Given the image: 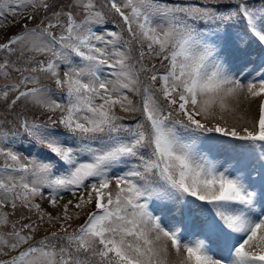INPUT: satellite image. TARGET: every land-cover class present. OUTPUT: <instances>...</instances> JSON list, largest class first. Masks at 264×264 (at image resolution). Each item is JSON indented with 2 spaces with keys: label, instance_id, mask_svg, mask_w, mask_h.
Wrapping results in <instances>:
<instances>
[{
  "label": "snow or ice",
  "instance_id": "6c2138e0",
  "mask_svg": "<svg viewBox=\"0 0 264 264\" xmlns=\"http://www.w3.org/2000/svg\"><path fill=\"white\" fill-rule=\"evenodd\" d=\"M26 12L35 27L0 42V77L19 75L0 103L36 109L16 118L56 159H22L0 129V264H264V0H0V27ZM106 15L125 27L98 34Z\"/></svg>",
  "mask_w": 264,
  "mask_h": 264
},
{
  "label": "rangeland",
  "instance_id": "374dc122",
  "mask_svg": "<svg viewBox=\"0 0 264 264\" xmlns=\"http://www.w3.org/2000/svg\"><path fill=\"white\" fill-rule=\"evenodd\" d=\"M180 1L184 2V0H180ZM180 1L177 0V2H180ZM101 2H102V0H98V3H101ZM59 3L61 5H67L68 3H70V0H59ZM73 11H75V10H73ZM125 11H127V10H125ZM27 12H31V9H28ZM27 12L24 13L23 15L18 14L16 17H12V16L6 17V19L4 20V24L7 25V27H0V42H4V40L8 36L22 32L24 24H27L29 28L35 27V25L38 23V19L37 20H31V21L27 20L26 19ZM105 12L107 13V9H105ZM79 19H80V17L77 16L78 21H79ZM13 20H16L19 22L13 23ZM106 20H107V23L105 25L94 26V30L97 31L98 34L101 32L102 29L120 32L125 27L122 24V21L120 20V18L116 17L114 15H106ZM58 32H59V29L56 30L57 35H58ZM122 34L124 35L125 39L128 38V33L126 31H124ZM134 54H135V48H134ZM249 55H250V58L258 64L260 57L264 56V52L258 45L253 44L252 47L249 49ZM145 63H148L149 65L152 63H155V64L159 65V60H152V61L145 60ZM18 66H20V65H18ZM105 71L107 72V69ZM18 79H19V75L17 73L13 72L10 80H5L2 77H0V85H3L5 83H11L13 81H17ZM41 82L45 83V84H51V81L43 79V78H42ZM28 87H31V85H28ZM132 99L134 100V103L139 105V103H140V97L139 96H133ZM253 107H255V106H253ZM243 108H244V105H241V111L243 110ZM16 113H21L22 115L27 116L29 118H32L34 115L38 114L37 110L33 109L30 105L23 106L21 104H18L15 108V111L9 115L5 112L4 104L0 103V128L3 130H6V129L11 127V130L9 131V133H12V132L19 133V135L17 137H10V139L14 140L15 142L10 143L8 146L12 147L14 151H17L21 155L22 159L25 157H28V158L35 157L37 159L44 160L45 162H48L49 158L45 154L47 149L43 148L41 145H38L34 142L29 143L28 137L24 138V132H23V129L20 127L19 120L16 118ZM119 114L123 117L130 119V120H132L138 116L137 113H119ZM5 116H7V119H5ZM43 118H46V117H42V119ZM9 119L11 120V124L7 123V121ZM58 129H62V128H58ZM58 132H61V131H58ZM194 149L197 151L198 154H203V153L209 152V148L206 151H204L202 144H200L199 146L194 145ZM228 156H229V153L227 151H224V150H221V151L213 150L212 152L209 153L210 159H214V162H218V164H224L225 167L227 166L226 161L228 159ZM0 163H3L2 157H0ZM62 168H63V166L60 165L59 168L54 169L53 170L54 175L59 174V171ZM220 170H223V169L221 168ZM255 174L256 173L253 172V178H255L254 177ZM43 192L45 194V197L47 198L50 190L49 189H43ZM68 199H72V197L68 194H65L63 200H61L60 203H65ZM36 202L41 203L42 207L45 208L46 210L53 211V209H51L50 205L47 203V199H45L44 201H41L40 198L37 197ZM5 210L11 211L10 206L8 208H6ZM93 210H95L94 205L89 207L88 209H86L85 215L81 216L80 220L76 221L73 226L75 227L78 224L83 223L84 219H86V213L88 211H93ZM20 214H21V210H17L16 214L14 216L10 217V219L17 220V219H19ZM25 214H27V213H25ZM154 214H156V215L162 214L164 216V217H162V222L164 221L165 223H167L169 221H173V220H179L178 216H175L174 214L168 213V212L162 213L159 211V209H157ZM32 218L35 219V216H33ZM27 222H28L27 220L21 221V223H27ZM45 228H47V225H45ZM51 230H55V229H51ZM192 230L194 231V236H191L190 234H186L185 239H189V238L190 239H196V238H198L196 236V230L195 229H192ZM46 234H49V233H46L42 229L41 231H39L36 234L35 239L39 240ZM215 255L217 256V258H219L222 255V253H220V250L218 248L215 249ZM175 259H176L175 256L170 257L171 261H174Z\"/></svg>",
  "mask_w": 264,
  "mask_h": 264
},
{
  "label": "trees",
  "instance_id": "16d2710c",
  "mask_svg": "<svg viewBox=\"0 0 264 264\" xmlns=\"http://www.w3.org/2000/svg\"><path fill=\"white\" fill-rule=\"evenodd\" d=\"M192 2H198V0L196 1V0H191ZM249 2H250V4H255V3H258V0H249ZM58 34H59V32H58ZM159 86V84L157 83V87ZM24 114V113H23ZM139 117L137 116L136 118H134V119H132V120H130V119H128V118H126V117H124V123H134L135 122V120L136 119H138ZM7 123H10L11 124V120L9 119L8 121H7ZM1 129V128H0ZM11 130V127L10 128H8V129H6V131H10ZM57 131H61V132H64V129L62 128V129H57ZM206 135H212V134H206ZM24 138H27V134L26 133H24ZM46 155H47V157L49 158V159H52L53 161L56 159V158H54V157H51L50 156V154L48 153V150L46 151V153H45Z\"/></svg>",
  "mask_w": 264,
  "mask_h": 264
}]
</instances>
